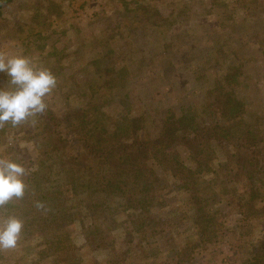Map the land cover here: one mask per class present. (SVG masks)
Segmentation results:
<instances>
[{"label": "rangeland", "instance_id": "1", "mask_svg": "<svg viewBox=\"0 0 264 264\" xmlns=\"http://www.w3.org/2000/svg\"><path fill=\"white\" fill-rule=\"evenodd\" d=\"M138 5L164 22L150 27ZM0 52L22 53L54 73L57 87L45 99L61 119L80 110L104 137L124 142L158 135L170 112L191 117L213 99L214 78L242 64L243 117L264 140V0H3ZM36 121L0 129V157L28 171L25 198L0 209L24 222L16 247L0 249V264H244L264 245V217L230 205L214 208L216 236L202 241L171 175L172 160L195 169L184 147L148 152L151 192L131 171L109 189L105 166L93 159L71 170L75 146L52 151L45 122ZM206 153L235 160L227 145L211 143ZM148 220L153 236L141 227Z\"/></svg>", "mask_w": 264, "mask_h": 264}, {"label": "trees", "instance_id": "2", "mask_svg": "<svg viewBox=\"0 0 264 264\" xmlns=\"http://www.w3.org/2000/svg\"><path fill=\"white\" fill-rule=\"evenodd\" d=\"M138 10L144 20H152L150 27H157L165 20L160 11L151 12L147 6L138 5ZM234 59L237 62L240 58ZM244 66H229L226 74L214 78L211 101L204 102L200 109L197 107V112L189 118L177 117L170 112L163 120L160 133L147 140L133 137L124 142L118 136L108 139L103 136L101 126L93 119L89 121L80 110L70 114L72 120L70 117L63 120L50 109L40 118L51 137V150H62L66 144L75 146V154L69 158L71 170L85 169L89 160L96 159L97 164L106 167L103 180L109 189L117 188L114 184L120 183L117 179L123 171H131L132 179L151 192L155 174L146 165L148 152L167 153L178 145L187 149L195 169L172 160L175 163L171 166V175L179 183L184 199L193 206L202 241L210 242L217 233L212 217L214 208L222 205L246 207L252 216L264 217V140L257 136L255 126L245 121V106L237 95ZM209 116H212L210 123H205V117ZM211 143L230 147L235 160L223 164L209 158L206 148ZM238 186L243 187V193H239ZM208 189L210 194L206 192ZM218 191L220 197H216ZM149 222L141 227L153 236L157 227L150 226ZM172 253L169 255L176 254ZM53 263L63 262L56 259ZM244 264H264V245L259 246L258 253Z\"/></svg>", "mask_w": 264, "mask_h": 264}, {"label": "clouds", "instance_id": "3", "mask_svg": "<svg viewBox=\"0 0 264 264\" xmlns=\"http://www.w3.org/2000/svg\"><path fill=\"white\" fill-rule=\"evenodd\" d=\"M0 73L6 82L0 85V129L10 123L13 127L25 122L35 125L36 118L48 110L46 97L57 87V78L47 67H37L28 56L0 52ZM26 168L9 158L0 157V209L13 199H22L27 185ZM37 208L43 205L37 202ZM24 222L15 217L0 216V249L16 247Z\"/></svg>", "mask_w": 264, "mask_h": 264}]
</instances>
